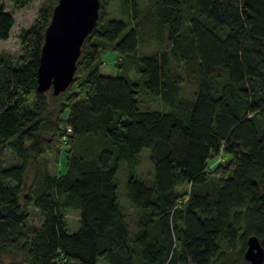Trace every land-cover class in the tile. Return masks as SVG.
I'll list each match as a JSON object with an SVG mask.
<instances>
[{"label": "trees", "instance_id": "obj_1", "mask_svg": "<svg viewBox=\"0 0 264 264\" xmlns=\"http://www.w3.org/2000/svg\"><path fill=\"white\" fill-rule=\"evenodd\" d=\"M40 1L17 57L0 54V264H213L244 259L251 235L264 248V0H118L120 19L100 0L72 82L50 96L36 73L57 0ZM13 23L0 4V39ZM151 43L161 50L139 53ZM109 50L114 76L99 71ZM145 148L148 180L136 171ZM62 149L65 172L37 170L25 186L31 162ZM31 206L39 226L26 224Z\"/></svg>", "mask_w": 264, "mask_h": 264}, {"label": "rangeland", "instance_id": "obj_2", "mask_svg": "<svg viewBox=\"0 0 264 264\" xmlns=\"http://www.w3.org/2000/svg\"><path fill=\"white\" fill-rule=\"evenodd\" d=\"M0 4L4 6V9L9 12L13 19L14 23L11 27V30L9 32V36L7 39H0V54H4L6 56H9L11 58H16L17 55L20 52V45L21 40L19 37V32L22 28H29L37 19V16L39 14V10L41 7V1L40 0H33L30 5H27L20 9H15L11 2L8 0H0ZM105 10L107 12L106 18H122L120 9H119V1L118 0H108L107 4L105 5ZM161 46L156 44H150V45H144L139 48V53L141 54H149L156 50H161ZM118 59L117 53L114 51H103L100 54V60L102 61L101 64H99V71L101 74L108 75V76H114L117 74V68L115 66V61ZM131 76H136V73L133 71L130 72ZM69 91V90H68ZM192 92V87L185 84L183 89V94L190 95ZM47 96H50L51 89H48L46 91ZM67 94H61L60 96H67ZM142 104L151 106L154 108L162 109V106L159 102H157L154 97L152 96H143L142 97ZM150 153L149 149H143L141 154V159L136 167V171L139 176H141L143 179L148 180L151 177L152 168L151 164L148 160V154ZM3 162L8 163L12 160V155L5 151L4 156L1 158ZM65 153L62 149L60 157H52L48 155H41L39 156L36 161L31 162L29 165L26 175H25V186L30 184V182L33 180L37 170H46L48 173L57 172L58 170L61 171V173L65 172ZM16 162V161H15ZM126 172V167L123 165L120 168L119 174H118V182H119V188H118V200L119 205L123 212L126 215V218L131 226L134 225L137 217L138 212L128 203L126 196L124 195V189H123V180ZM188 187L183 186L179 188V191H187ZM21 201V199H20ZM29 216L26 219V224L30 226H39L42 222V217L39 213V211L34 208L33 206L28 208ZM64 217L67 223V227L69 231L77 230L78 228V219H79V211L73 207H68L64 212ZM5 264H8L7 261ZM97 264H105L102 261H99ZM213 264H250L245 259H236L233 256L227 255L225 259L218 261L217 263Z\"/></svg>", "mask_w": 264, "mask_h": 264}, {"label": "water", "instance_id": "obj_3", "mask_svg": "<svg viewBox=\"0 0 264 264\" xmlns=\"http://www.w3.org/2000/svg\"><path fill=\"white\" fill-rule=\"evenodd\" d=\"M100 0H57L44 29L36 73V90L65 91L73 80L84 38L94 28ZM243 257L250 264L264 262V248L248 236Z\"/></svg>", "mask_w": 264, "mask_h": 264}, {"label": "built area", "instance_id": "obj_4", "mask_svg": "<svg viewBox=\"0 0 264 264\" xmlns=\"http://www.w3.org/2000/svg\"><path fill=\"white\" fill-rule=\"evenodd\" d=\"M68 130H70V129H68Z\"/></svg>", "mask_w": 264, "mask_h": 264}]
</instances>
